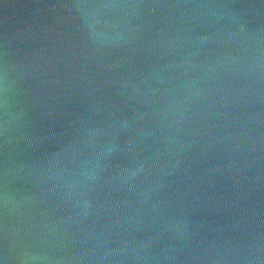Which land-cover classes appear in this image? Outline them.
<instances>
[{"label": "water", "instance_id": "95a60500", "mask_svg": "<svg viewBox=\"0 0 264 264\" xmlns=\"http://www.w3.org/2000/svg\"><path fill=\"white\" fill-rule=\"evenodd\" d=\"M0 264H264V0H0Z\"/></svg>", "mask_w": 264, "mask_h": 264}]
</instances>
